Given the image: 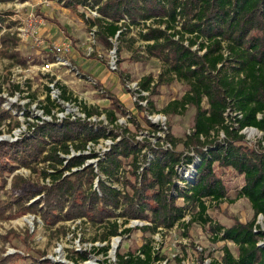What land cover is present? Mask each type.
Returning a JSON list of instances; mask_svg holds the SVG:
<instances>
[{
  "label": "trees",
  "instance_id": "16d2710c",
  "mask_svg": "<svg viewBox=\"0 0 264 264\" xmlns=\"http://www.w3.org/2000/svg\"><path fill=\"white\" fill-rule=\"evenodd\" d=\"M62 1L68 8H97L100 17L86 19V23L91 29L97 28L96 38L102 47L112 50L111 40L118 33V51L124 43L132 48L141 42L146 57L162 64L158 84L180 82L188 86L183 97L171 101L162 112L178 115L189 107L195 109L192 133L184 142L189 153L150 147L152 156H141L142 149L129 138H122L98 160L99 172L90 165L83 167L87 160L99 158L95 153L67 160L60 154L70 155L72 149L84 152L89 143L117 136L87 120L66 118L58 122L53 111L60 106L52 100L48 86L46 104L41 109L52 120H39L32 125V135H25L17 143L0 144V162L4 161L11 171L17 165L31 168L32 162L48 164L52 171L43 172V177L52 182L46 188L47 206L28 204L40 193H27L6 204L0 201V217L7 210L40 214L48 227L86 218L91 225L106 230L102 241L109 245L94 248L105 256L112 238L133 232L134 228L126 227L132 220L145 222L135 229L151 234L177 226L186 232L198 224L209 229L215 242L236 246V255L224 246L221 264H264V229L256 225L257 218L264 217V148L245 145L241 134L246 128L264 134V0ZM135 29L138 37L128 40ZM17 41L10 34L4 35L2 45L7 58L17 59L18 54L10 52ZM49 59L54 60L53 55ZM17 62L26 66L27 59ZM153 82L154 78L148 76L138 84L139 89L153 92ZM56 85L61 100H73L66 86L60 82ZM150 105L153 107L152 102ZM83 111L87 118L102 115L97 108L86 105ZM107 114L114 123L115 113L108 110ZM10 118L8 111L0 112L1 122ZM149 125L156 130L151 122ZM221 134L224 137L219 141ZM129 158L132 176L138 183L135 185L128 180L130 172L124 171V159ZM215 165L232 168L243 176L244 185L235 200H248L254 212L252 221L226 227L209 216V203L219 206L228 199ZM74 168L82 169L74 172ZM96 179L99 190L94 187ZM119 184L123 188L115 187ZM151 243L148 240L134 253H118L117 264L166 262ZM73 253L75 257L70 259L75 264L88 260L87 251Z\"/></svg>",
  "mask_w": 264,
  "mask_h": 264
},
{
  "label": "rangeland",
  "instance_id": "374dc122",
  "mask_svg": "<svg viewBox=\"0 0 264 264\" xmlns=\"http://www.w3.org/2000/svg\"><path fill=\"white\" fill-rule=\"evenodd\" d=\"M51 15L54 16V20L60 18L63 23L69 24L73 31L77 29L84 32L86 37L82 41L85 48L84 56L86 58L95 56L96 59H93L101 64L99 68L88 69L86 66L70 63L66 67H54L50 72L42 70L43 60L49 59L48 55L53 53L46 48L50 42L46 37L49 31L45 30L42 33L40 28L51 25L53 20L50 18ZM94 18L90 8H68L62 0L0 2V112L8 111L11 114L10 119L0 121V144L17 143L27 135H32V125L39 120H52L51 116L44 114L41 106L46 104V87L60 82L68 88L73 100L63 104L52 94V100L62 104V109L57 107L53 111L59 120L67 115L77 116L83 104L89 109L100 110L102 115L98 117L102 120L97 121L96 126L105 127L117 136V139H102L95 144V147L91 146L90 150L87 148L84 152L72 149L70 155L61 153V157L69 160L72 157L95 153L99 158L87 160L83 167L90 165L99 172L97 171L98 160L104 158L122 138H129L139 149H142L141 156L143 154L152 156L150 147L188 154L189 151L184 142L192 133L195 109L189 107L187 111L178 115L162 112L171 101L181 99L187 92L188 86L180 82L158 84L162 64L156 59L146 57L141 42L133 44L132 48H127L124 43L122 50L118 51L121 44L118 40H114L116 49L114 53H112L114 48L109 50L102 47L97 38L91 35L93 28L91 29L86 23V19ZM52 25L54 29L58 28ZM5 34L18 38L17 43H14L16 48L10 51L18 54L17 59H10L4 55L5 48L2 40ZM59 36H64L60 30ZM36 37L39 39H35ZM137 37L138 30L135 29L128 40ZM58 45L61 46L63 43L56 44ZM113 56L117 67L115 71L109 66ZM21 59H27L26 66L17 62ZM148 76L154 78L152 83V87L155 86L154 91L138 96L130 86L135 83L140 84ZM16 87H19L20 91ZM33 94V99L36 100L30 98ZM108 110L115 113L114 123H111V119L108 118ZM26 113H29V116H26ZM231 115L235 114L231 113ZM149 122L155 125L156 130L150 127ZM241 134L245 136V145L254 149L264 148L262 132L249 128ZM223 137L221 134L219 141ZM42 158L43 156L40 160ZM131 160L132 158L124 159V171L130 172L129 175L127 173L128 180L135 185L138 183L132 176L133 171L129 165ZM4 164V161L0 162V201L6 204L27 193L39 192L40 194L29 200L28 204L39 202L40 207L46 208L48 197L46 188L52 185L50 178L43 177L44 170L52 171L48 169V164L32 162V167L28 168L12 163L17 165L12 171ZM78 169L82 168H74L73 171ZM214 170L226 188L228 199L219 206L209 203V216L226 227H231L237 222L246 224L252 221L254 212L248 200H235L244 185L243 176L232 168H222L218 165H215ZM69 174L70 172H66L65 175ZM94 187L99 190L98 179L95 180ZM115 187L123 188L120 184ZM127 191L131 192L129 188ZM232 200L235 201L232 203ZM2 214L0 217V263L8 261V264H75L70 259L75 257L73 252L87 251L89 252L88 260L78 264H117L118 253L137 252L148 240L152 242L155 252L166 258V262L159 264H221L225 245L235 255L237 254L234 244L215 242L209 229L198 224L192 225L186 232L183 227L177 226L169 231L163 230L151 234L135 229L144 226L145 222L132 220L126 227L134 228L133 232L123 237L112 238L111 249L105 256L98 254L94 248L109 245L102 241L106 230L103 227L91 225L86 218L63 221L54 227H48L40 214H18L9 210ZM190 217H186L187 222L190 221ZM256 224L264 228V217L259 216ZM116 240L118 245L114 246Z\"/></svg>",
  "mask_w": 264,
  "mask_h": 264
},
{
  "label": "built area",
  "instance_id": "2783aa9c",
  "mask_svg": "<svg viewBox=\"0 0 264 264\" xmlns=\"http://www.w3.org/2000/svg\"><path fill=\"white\" fill-rule=\"evenodd\" d=\"M87 8H90V7H87ZM90 12L91 14L95 17V18H99L100 15L99 13L97 12V8H90ZM96 30L97 28L94 27L93 28V32L91 33V35L94 37H96ZM37 32H35L36 34ZM118 37H119V33L117 34V36L112 39L111 41L113 42L114 44V40H118ZM35 39H39L38 37H36ZM115 46V45H114ZM115 47H114V51L112 53L115 52ZM71 52V46L69 44H63L61 46H54L53 47V50H52V53L51 55H53V58L54 60L50 61L49 59L47 60H43V65H41V68L43 71H46V72H50L54 69V67H66L68 65H70V62H68L66 59H64L61 55H64V54H68ZM115 57L113 56L112 57V60L109 62V66H110V69L115 71L116 70V60L114 59ZM57 82H55L54 84H52L51 86H49L51 88V97H52V94L55 98H57L58 101L62 102L63 104H68L69 102H72V101H69V102H65L63 100L60 99V96H61V91L58 89L57 87ZM130 88L133 90V92H137V95L140 96V95H143V94H148L147 92H142L140 89H139V85L138 83H135V84H132V86H130ZM56 100V102H57ZM58 104V103H57ZM60 106V109L62 104H58ZM63 111V110H62ZM69 111V110H68ZM57 118V116H55ZM101 117V116H100ZM100 117H97V116H93V117H90V118H87V115L84 113L83 111V104L81 106V108L78 110V114L77 116H71V115H67L66 117H64L63 119L59 120L57 118V121L58 122H62L64 119L66 118H71L72 120H82V121H89L91 123H97V121H101L102 119H100ZM246 129H249V128H246ZM245 129V130H246ZM250 129H254V128H250ZM244 131V130H243ZM242 131V132H243ZM91 146H94L95 147V144L94 143H89L88 145V149L90 150L92 147ZM261 216V215H260ZM263 217V216H261ZM257 225V224H256ZM262 228V227H261ZM264 229V228H262ZM256 230V229H255Z\"/></svg>",
  "mask_w": 264,
  "mask_h": 264
},
{
  "label": "crops",
  "instance_id": "0c3cea01",
  "mask_svg": "<svg viewBox=\"0 0 264 264\" xmlns=\"http://www.w3.org/2000/svg\"><path fill=\"white\" fill-rule=\"evenodd\" d=\"M83 7V6H78ZM63 15V14H62ZM52 22L50 23L51 25L54 24L58 28L54 29L53 25H48L47 28L41 27L40 32H45V30L49 31L46 37L50 40L49 45L46 47L49 49V51L52 53L53 47L60 43V44H69L71 46V52L68 54L61 55L62 57H65V59L70 63L75 64L76 66H86V68H99L101 66L100 63L95 61L96 59L95 56H92V58H86L84 56V45H82V41L86 38L84 35V32H80L79 30H74L70 27L69 24L63 23L60 18H57L58 20H54V16H50ZM48 18V20H50ZM63 32L64 36L61 37L59 36V30ZM75 32V34H74ZM57 38V39H56ZM60 46V45H58ZM48 51V52H49ZM49 56V55H48ZM87 56V55H86ZM94 58V59H93ZM63 85V84H62Z\"/></svg>",
  "mask_w": 264,
  "mask_h": 264
},
{
  "label": "bare ground",
  "instance_id": "6f19581e",
  "mask_svg": "<svg viewBox=\"0 0 264 264\" xmlns=\"http://www.w3.org/2000/svg\"><path fill=\"white\" fill-rule=\"evenodd\" d=\"M118 245V241L116 240L115 242H114V246H117Z\"/></svg>",
  "mask_w": 264,
  "mask_h": 264
}]
</instances>
